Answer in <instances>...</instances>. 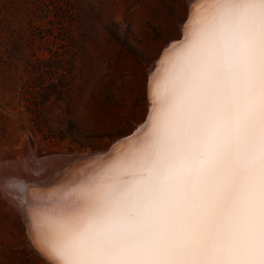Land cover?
<instances>
[{
    "label": "snow or ice",
    "instance_id": "obj_1",
    "mask_svg": "<svg viewBox=\"0 0 264 264\" xmlns=\"http://www.w3.org/2000/svg\"><path fill=\"white\" fill-rule=\"evenodd\" d=\"M154 134L69 209L50 264H264V0H218Z\"/></svg>",
    "mask_w": 264,
    "mask_h": 264
},
{
    "label": "rangeland",
    "instance_id": "obj_2",
    "mask_svg": "<svg viewBox=\"0 0 264 264\" xmlns=\"http://www.w3.org/2000/svg\"><path fill=\"white\" fill-rule=\"evenodd\" d=\"M199 2L0 0V161L26 177L49 155L94 154L139 129L163 57L216 31L218 0ZM11 206L0 193V264H50Z\"/></svg>",
    "mask_w": 264,
    "mask_h": 264
},
{
    "label": "bare ground",
    "instance_id": "obj_3",
    "mask_svg": "<svg viewBox=\"0 0 264 264\" xmlns=\"http://www.w3.org/2000/svg\"><path fill=\"white\" fill-rule=\"evenodd\" d=\"M210 15H212V12ZM207 23L209 22H205V24ZM214 29L216 30V28ZM199 30H201L199 35L203 36L204 28ZM211 37L204 44L205 47L211 46ZM183 38H181V41H174L173 44L183 43ZM194 47L195 45L189 43V45L174 48V51L168 55L166 54L169 51L165 53L166 56L163 57L153 71L150 88L152 106H150L151 113L148 121L146 120L147 122L141 124L132 137L113 147L109 154L90 157L89 153H60L62 156L77 155L78 158L69 160L63 158L65 160H59L53 164L46 161L40 167L41 173H36V175L33 170L28 169V171L25 170V173L23 172L26 177L19 171L24 166L23 164L20 168L9 163L6 166L3 165V168L0 167V189L7 191L8 199L17 208L26 224L35 249L48 262H50V259L47 253L51 246L59 244L61 222L68 215L69 209L74 203L86 198L92 185L106 176L115 174L118 166L133 158L137 153L140 140L153 135L155 125L160 120L166 117L168 119L172 118L173 114L168 110L175 98L183 95L187 87L183 74L189 67L190 54ZM37 160L33 161L37 163ZM13 162L17 163L19 161L13 160ZM34 175L38 179L31 182Z\"/></svg>",
    "mask_w": 264,
    "mask_h": 264
},
{
    "label": "water",
    "instance_id": "obj_4",
    "mask_svg": "<svg viewBox=\"0 0 264 264\" xmlns=\"http://www.w3.org/2000/svg\"><path fill=\"white\" fill-rule=\"evenodd\" d=\"M187 21V20H186ZM186 21L185 22H183V24L182 25H184L185 23H186ZM174 41H181V39H176V40H174ZM172 42V41H171ZM170 42V43H171ZM169 43V44H170ZM158 60H159V58H158ZM157 60V61H158ZM154 63V62H153ZM145 122V121H144ZM143 122V123H144ZM142 123V124H143ZM138 128L136 127L131 133H129V134H127V135H125V136H122V137H119V138H117V139H115L105 150H102V151H98V152H95L94 154H90V157H94V156H96V155H106V154H109V152L113 149V147H115L116 145H118L119 143H121V142H123L125 139H127V138H130V137H132L134 134H135V131L137 130ZM87 156V155H86ZM80 157V156H79ZM85 157V156H84ZM33 158V157H32ZM63 158H66L67 160H69V159H72V158H78V156L77 155H64V156H62L61 154H54V155H49V156H47L46 158H43V159H41V160H45V161H47V162H50V163H56V162H58L59 160H65V159H63ZM82 158V157H81ZM37 159V158H36ZM13 160H7V161H0V167L2 166V165H5L4 163H6V162H12ZM7 163V164H8ZM0 193L1 194H3V196L4 195H6L5 197L8 199V197H7V191H5V190H3V189H0ZM9 200V199H8ZM8 203L9 204H11L12 205V203L10 202V200L8 201ZM12 207V206H11ZM13 209H15V210H17V208L16 207H14V205H13V207H12ZM18 212V211H17ZM18 214L21 216V214L18 212ZM21 220L23 221V219H22V216H21ZM23 224H24V222H23ZM37 256V255H36ZM41 257V256H40ZM41 259L42 260H44L43 259V257H41Z\"/></svg>",
    "mask_w": 264,
    "mask_h": 264
}]
</instances>
